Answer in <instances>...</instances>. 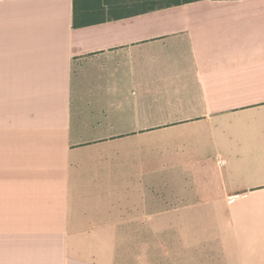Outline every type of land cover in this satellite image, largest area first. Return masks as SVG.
<instances>
[{"label":"crops","instance_id":"obj_1","mask_svg":"<svg viewBox=\"0 0 264 264\" xmlns=\"http://www.w3.org/2000/svg\"><path fill=\"white\" fill-rule=\"evenodd\" d=\"M0 264H264V0H0Z\"/></svg>","mask_w":264,"mask_h":264},{"label":"trees","instance_id":"obj_2","mask_svg":"<svg viewBox=\"0 0 264 264\" xmlns=\"http://www.w3.org/2000/svg\"><path fill=\"white\" fill-rule=\"evenodd\" d=\"M197 1L201 0H73V26H91L118 18L119 14L132 16Z\"/></svg>","mask_w":264,"mask_h":264},{"label":"built area","instance_id":"obj_3","mask_svg":"<svg viewBox=\"0 0 264 264\" xmlns=\"http://www.w3.org/2000/svg\"><path fill=\"white\" fill-rule=\"evenodd\" d=\"M220 164L223 165L224 164V161H221Z\"/></svg>","mask_w":264,"mask_h":264}]
</instances>
